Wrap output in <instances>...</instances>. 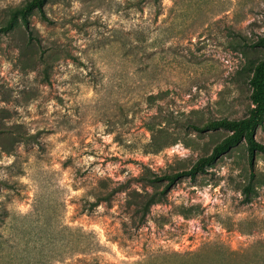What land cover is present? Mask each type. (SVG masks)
<instances>
[{"label":"rangeland","instance_id":"374dc122","mask_svg":"<svg viewBox=\"0 0 264 264\" xmlns=\"http://www.w3.org/2000/svg\"><path fill=\"white\" fill-rule=\"evenodd\" d=\"M27 1L0 0V26ZM43 9L0 32V264H264V152L251 168L245 142L180 180L139 228L127 191L95 204L104 185L140 189L142 174L190 168L229 134L200 136L189 120L248 114L264 0ZM150 125L177 142L149 152ZM206 245L236 254L181 257Z\"/></svg>","mask_w":264,"mask_h":264},{"label":"trees","instance_id":"16d2710c","mask_svg":"<svg viewBox=\"0 0 264 264\" xmlns=\"http://www.w3.org/2000/svg\"><path fill=\"white\" fill-rule=\"evenodd\" d=\"M48 0H29L24 5L13 7L7 22L0 26V32H8L16 25L19 19H22L27 27H29V16L36 9L43 11L44 5ZM253 48L264 49V35H261L251 43ZM248 47V46H247ZM249 70V85L251 88L250 99L251 104L248 108V114L241 118H215L206 122H198L189 120L187 127L196 131L202 136L208 133H214L221 129L229 132L221 141H219L211 150V152L201 155L190 168H182L176 171L159 173L152 171L142 174L138 177L143 182L142 188H131L127 183H121L112 187L104 185V190L98 195L95 204L102 201H111L113 196L120 191H127V206L131 211L130 217L133 227L139 228L145 224L154 205L166 203L169 200V193L174 186L184 177L192 179L197 178L198 174L206 171L207 166L215 164L223 155L230 152L234 147L246 143L248 153V163L253 168L255 163V155L257 151L264 152V144L256 140V132L260 125L264 123V56L262 58L252 59ZM151 141L149 142V152H158L163 148L171 146L177 142L173 139V134L167 131L165 127L156 128L150 125ZM254 176L255 172H252ZM244 191L247 200L254 191L252 182H249ZM181 214L188 217L189 213L182 208ZM213 247L227 251L226 259L231 255H235L233 250L224 249L215 245H206L199 251L181 255L182 258H192L200 256L205 249ZM216 252H220L217 250ZM224 258V256H223Z\"/></svg>","mask_w":264,"mask_h":264}]
</instances>
